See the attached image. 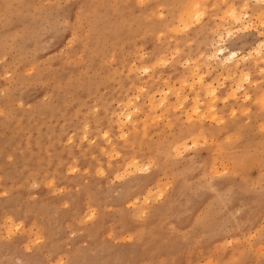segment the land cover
<instances>
[{"label":"rangeland","instance_id":"1","mask_svg":"<svg viewBox=\"0 0 264 264\" xmlns=\"http://www.w3.org/2000/svg\"><path fill=\"white\" fill-rule=\"evenodd\" d=\"M191 1L0 0V264H264L258 3L201 0L186 28Z\"/></svg>","mask_w":264,"mask_h":264},{"label":"bare ground","instance_id":"2","mask_svg":"<svg viewBox=\"0 0 264 264\" xmlns=\"http://www.w3.org/2000/svg\"><path fill=\"white\" fill-rule=\"evenodd\" d=\"M201 0H195V2H196V4H193L194 2L193 1H191L189 4L190 5H186L187 7H185L184 9L186 10V12L183 14L184 15V18H183V20H185V21H182V22H185V26H186V28L187 27H189L190 26V24H192V21H194L193 19H194V17H195V15L197 14L198 15V12H200L201 11V13H202V10H198L197 11V9L196 8H198V7H200V6H194L195 7V10H193L194 12L192 13V9L190 10L189 8H191L193 5H198L199 3L198 2H200ZM257 3H258V8H259V11H260V13L258 14L259 16H254L255 17V20H257L258 19V22H259V24L261 25L260 27H262V25H264V0H255ZM198 3V4H197ZM204 5V4H203ZM209 5V4H208ZM214 5H215V2H214ZM204 8V6L202 7V8H200V9H203ZM212 8H214L213 6H212ZM232 8V7H231ZM187 9H189V10H187ZM199 9V8H198ZM205 9H206V7H205ZM204 9V10H205ZM203 10V11H204ZM195 11H196V13H195ZM227 11V10H226ZM229 13H231L230 15H231V17L232 18H230V22H228V24L230 23L231 24V19H232V21L234 22V24L237 26V27H239V29L241 30V28L243 27V26H247V24H246V19L247 18H249L250 17V15H249V13L248 12H243V13H239L236 9H233L232 11H231V9H230V11H228ZM205 13H206V11H205ZM224 13V12H223ZM195 14V15H194ZM255 14V13H254ZM200 15V14H199ZM198 15V16H199ZM202 15V14H201ZM200 15V16H201ZM226 16L227 15H229L228 13H226L225 14ZM229 15V16H230ZM223 16V15H222ZM228 16V17H229ZM228 17H226V18H228ZM179 18V17H178ZM195 18H197V16L195 17ZM251 18V17H250ZM198 19H199V17H198ZM177 20V19H176ZM197 20V19H196ZM252 20V19H251ZM179 21H181L180 19H179ZM228 21H229V18H228ZM187 22V23H186ZM255 22H257V21H255ZM254 22V23H255ZM257 22V23H258ZM194 23V22H193ZM248 23V25H249V23L250 22H247ZM256 23V24H257ZM198 24V23H197ZM229 24V27L232 25H230ZM233 24V26H234V28H235V25ZM251 24V26H252V23H250ZM256 24H253V25H255L256 26ZM174 25V24H173ZM172 25V26H173ZM182 25H184V23L182 24ZM222 26V27H221ZM219 28L221 29L222 28V30H220L219 31V34H217V36L219 37V41H218V38H217V42L215 41V43H217V45H215V46H217V48L215 47L214 49H215V51L214 50H212V52H210L209 53V55H210V59H213L214 60V58H218L219 59V56L220 55H222V58H220V62H219V60H218V62L220 63V65L222 66L221 68H222V71L225 73V75H227L228 77L230 76V77H232V76H235V73H236V70L238 69V65H240L239 64V62H241V60H242V62H245V61H243V60H245V58L247 57L245 54H242L241 53V51L240 50H233V49H230V48H228L227 46L225 47V45L223 46V45H221V44H223V43H225L224 42V39L225 38H227V39H230V37H232V35H233V29H229L228 27L227 28H225L224 26H223V24L221 25ZM226 26V25H225ZM228 26V25H227ZM254 26V27H255ZM257 26H258V24H257ZM183 27V26H182ZM224 27V28H223ZM236 27V28H237ZM244 27V28H245ZM264 27V26H263ZM174 28V27H173ZM179 28H180V25H179ZM185 28V27H184ZM230 28H232V27H230ZM253 28V27H252ZM255 28H257V27H255ZM170 29H172V28H170ZM243 29V28H242ZM248 29H249V27H248ZM180 30V29H179ZM245 30V29H244ZM257 30V29H256ZM263 30V29H262ZM170 31V30H169ZM172 31V30H171ZM184 31H186V29L184 30ZM218 31V30H217ZM235 31V30H234ZM243 31V30H242ZM258 31V30H257ZM181 32V31H180ZM185 33V32H184ZM258 34H259V32H257ZM236 34V33H235ZM261 34H262V32H261ZM263 34H264V32H263ZM264 37V36H263ZM226 39V40H227ZM223 42V43H222ZM258 44V46L255 48V49H253V51H254V54H255V56H256V60H257V62L259 61V60H264V56H263V51H261V49H263L264 48V38L263 39H261V40H259V42L257 43ZM263 47V48H262ZM157 52H158V50H157ZM164 54V53H163ZM248 54V53H247ZM249 54H251V52H249ZM173 55V54H172ZM252 55V54H251ZM251 55H249V59L251 58L250 56ZM171 56V55H170ZM158 57H159V55H158ZM160 58V57H159ZM162 58V57H161ZM160 60V59H159ZM163 60V59H162ZM215 60H217V59H215ZM214 60V61H215ZM247 60H248V57H247ZM168 60H166V62H167ZM213 62V61H212ZM217 63V62H216ZM255 63V62H254ZM136 64V63H135ZM148 64V63H147ZM156 64H157V62H156ZM161 64V63H160ZM163 64H164V62H163ZM256 64V63H255ZM258 64V63H257ZM162 65V64H161ZM160 65V66H161ZM209 65H211V64H209ZM242 65V64H241ZM247 65V64H246ZM254 65V64H253ZM257 66V65H256ZM147 67V69H145L144 71L145 72H148L149 71V66H146ZM197 67V66H196ZM199 67V66H198ZM145 68V67H144ZM143 68V69H144ZM152 68V67H151ZM194 69H196V68H193V70ZM151 70V69H150ZM153 70V69H152ZM138 71V70H137ZM192 71V70H191ZM196 71H197V69H196ZM254 71V70H253ZM151 72V71H150ZM198 72V71H197ZM196 72V73H197ZM191 73H193V74H195V72H191ZM241 73V72H240ZM244 73V72H243ZM242 73V74H243ZM247 73V72H246ZM245 73V74H246ZM197 75V74H196ZM204 75V74H203ZM222 75V74H221ZM129 76V75H128ZM152 76V75H151ZM199 76V75H198ZM201 76H202V74H201ZM201 76H199L198 77V79L203 83V81H202V79H203V77H201ZM227 76H226V78H227ZM197 77V76H196ZM222 77V76H221ZM229 77V78H230ZM245 80L247 81V80H250V75L248 74V75H245ZM193 80V79H192ZM244 80V79H243ZM145 81V80H144ZM148 81V80H147ZM164 81V80H163ZM241 81V80H240ZM239 81V82H240ZM186 82V81H185ZM188 82V81H187ZM196 82H197V80H196ZM195 82V83H196ZM199 82V81H198ZM192 83V82H191ZM201 83V84H202ZM205 83V82H204ZM200 83H198V85H199ZM223 84V83H222ZM241 84V83H240ZM246 84V83H245ZM207 85H208V83H207ZM207 85L205 84L204 86H206L207 87ZM130 86V85H129ZM138 86V85H137ZM188 86V85H187ZM191 86H193L192 84H191ZM200 86V85H199ZM235 86H237V90H241V89H243L244 88V86L243 85H235ZM211 88H209L210 90H208L209 92H211L212 93V95H213V97L216 99V97L218 96L217 95V87H215L214 85H212V86H210ZM141 88V87H140ZM145 88V87H144ZM168 89V88H167ZM190 89V88H189ZM178 91V90H177ZM176 91V92H177ZM245 91V90H244ZM210 93V94H211ZM139 94V93H138ZM160 94V93H159ZM261 94H263V93H260V95ZM165 95V94H164ZM197 95V94H196ZM234 95V94H233ZM245 95H246V92H245ZM139 96V95H138ZM210 96V95H209ZM235 96H237L236 94H235ZM234 96V97H235ZM129 97V96H128ZM186 97V96H185ZM211 97V96H210ZM212 97V98H213ZM165 98V97H164ZM197 99L194 101V106H193V108L191 109L192 110V116L190 117V119L191 118H193L194 116L195 117H197V118H200V119H204L203 117L205 116H207V115H205V113H204V111H202V106H201V104H200V101H198V96L196 97ZM129 99V98H128ZM247 99H249V97L247 98ZM261 99H262V97H261ZM151 100V99H150ZM157 100V99H156ZM160 100H162V98L160 99ZM183 100L184 99H182V102H183ZM194 100V99H193ZM134 101V100H133ZM165 100L163 99L160 103L162 104V105H164L166 102H164ZM216 101V100H215ZM264 101V100H263ZM262 101V102H263ZM130 102H132V101H130ZM135 102V101H134ZM212 102V101H211ZM210 102V103H211ZM138 103V102H137ZM136 103V104H137ZM184 103V102H183ZM203 103V102H202ZM264 103V102H263ZM129 104V103H128ZM181 104V103H180ZM205 104V103H204ZM123 105H125L124 103H123ZM184 105V104H183ZM263 105V104H262ZM130 106V105H129ZM129 106H127L128 108H129ZM136 106V105H135ZM134 106V107H135ZM215 106V105H214ZM214 106L213 105H211V107L209 108V110H210V112L211 111H213V109H214ZM264 106V105H263ZM134 107H132L133 109H134ZM169 107V106H168ZM262 107V106H261ZM123 108V107H122ZM126 108V107H125ZM177 108V107H176ZM121 109V108H120ZM168 109V108H167ZM166 109V110H167ZM264 109V108H263ZM123 110H124V108H123ZM123 110H120L121 112L123 111ZM138 110V108H136V110L135 111H137ZM120 111L118 112V114L120 113ZM126 111V110H125ZM134 111V112H135ZM140 111V110H139ZM142 111V110H141ZM206 111H207V109H206ZM115 112V111H114ZM134 112L133 111H128V112H125L124 114H123V116H121V117H123V121L124 122H126V123H130V124H133L134 122H135V119H136V117H135V115H134ZM264 113V112H263ZM215 115H216V113H214ZM214 114H212V116L214 115ZM209 116V115H208ZM113 117V116H112ZM119 117H120V115H119ZM118 117V118H119ZM111 118V117H110ZM196 118V119H197ZM189 119V120H190ZM194 119V118H193ZM199 119V120H200ZM206 119V118H205ZM217 119V118H216ZM156 120V119H155ZM192 120V119H191ZM218 120H219V118H218ZM120 121H122V119L120 120ZM122 121V122H123ZM119 122V121H118ZM123 122V123H124ZM166 122V121H165ZM192 122V121H191ZM198 122V121H197ZM120 124H121V122H119ZM119 123H118V125H119ZM125 125V124H124ZM199 125V124H198ZM197 125V126H198ZM122 126V125H121ZM196 126V127H197ZM125 127V126H124ZM227 127V126H226ZM134 128V127H133ZM233 128V127H232ZM112 129V128H111ZM196 129V128H195ZM137 130V129H136ZM191 130V129H190ZM200 130H202V129H200ZM200 130H198V131H200ZM121 131V130H120ZM131 131V130H130ZM195 132V131H194ZM84 133V132H83ZM90 133V132H89ZM88 133V134H89ZM106 133H107V131H106ZM111 133V132H110ZM122 133V132H121ZM136 133V132H135ZM142 133V132H141ZM197 133V132H196ZM88 134H86V135H88ZM104 134V133H103ZM107 134H109V133H107ZM126 134V133H125ZM137 134H138V132H137ZM142 134H146V133H142ZM192 134V133H191ZM195 134V133H194ZM83 135V134H82ZM202 135H205V134H202ZM207 135V134H206ZM134 136V135H133ZM141 136V135H140ZM200 136V135H199ZM87 137V136H86ZM96 137H99V136H96ZM108 137V136H107ZM198 137V136H197ZM123 138V137H122ZM148 138V137H147ZM188 138V137H187ZM191 138V137H190ZM91 139V138H90ZM101 139V138H100ZM109 139V138H108ZM108 139H106V140H108ZM111 139V138H110ZM145 139V138H144ZM183 139V138H182ZM181 139V140H182ZM194 139V138H193ZM195 139H199V138H195ZM87 140V139H86ZM113 140V139H112ZM139 140V139H138ZM179 140V138L177 139V141ZM186 140V139H185ZM83 141V140H82ZM93 141V140H92ZM133 141V140H132ZM183 141V140H182ZM109 142H110V140H109ZM175 142V141H174ZM173 142V143H174ZM187 142V141H186ZM106 143V142H105ZM112 143V142H111ZM126 143V142H125ZM132 143V142H131ZM172 143V144H173ZM182 143V142H181ZM137 144V143H136ZM180 144V143H179ZM183 144V143H182ZM181 144V145H182ZM196 144H197V141L196 140H194L193 142H192V144H185V142H184V145L185 146H183L184 148H186L187 146H188V148L189 147H194V146H196ZM116 145V144H115ZM114 145V146H115ZM168 145H169V143H168ZM167 145V146H168ZM180 145V146H181ZM132 146V145H131ZM121 147V146H120ZM119 147V148H120ZM170 147V146H169ZM92 148V147H91ZM176 148H179V147H176ZM114 149V148H113ZM127 149V148H126ZM133 149V148H132ZM122 150V149H121ZM120 150V151H121ZM176 151V150H175ZM105 152V151H104ZM107 152V151H106ZM117 151H114L113 150V153H116ZM109 153V152H108ZM112 152L110 153V154H113ZM184 153V152H183ZM102 154V153H101ZM160 154V153H159ZM106 155H107V153H106ZM108 156V155H107ZM124 156H125V154H124ZM128 156V155H127ZM132 156V155H131ZM114 158V157H113ZM115 158H117V157H115ZM127 158V157H126ZM118 159V158H117ZM125 159V158H124ZM173 159V158H172ZM171 159V160H172ZM170 160V159H169ZM112 161V160H111ZM128 163V162H127ZM130 163V162H129ZM112 164V163H111ZM173 164H174V162H173ZM2 165V164H1ZM108 165H110V164H108ZM119 165H121V164H119ZM143 165V164H142ZM117 166V165H116ZM69 167V166H68ZM72 167V166H71ZM70 167V168H71ZM74 167V166H73ZM74 168H76V167H74ZM106 168V167H105ZM117 168V167H116ZM115 168V169H116ZM133 168L135 169V170H143L144 169V167H142L141 166V164L138 162V161H136V162H134V164H133ZM68 169V168H67ZM100 168H98V170H99ZM102 169V168H101ZM100 169V170H101ZM125 169H126V166H125ZM125 169H124V171H125ZM130 169V168H129ZM99 170V171H100ZM118 170V169H117ZM149 170V169H148ZM69 171V170H68ZM134 171V170H133ZM145 171V170H144ZM74 172V171H73ZM103 172V171H102ZM128 172V171H127ZM135 172H137V171H135ZM118 173V172H117ZM121 173L123 174V172L121 171ZM130 173V172H129ZM115 176V175H114ZM118 176V175H117ZM121 175L119 174V177H120ZM123 176H125V175H122V177ZM165 185V184H164ZM166 188V187H165ZM164 188V189H165ZM147 191H148V188H147ZM150 192H151V190H150ZM161 192V191H160ZM160 192H157V193H160ZM161 193H163V190H162V192ZM143 194V193H142ZM151 194V193H150ZM139 195V194H138ZM161 194H158V195H156V196H160ZM136 198V197H135ZM134 198V199H135ZM144 198V197H143ZM147 198V197H146ZM134 199H132V200H134ZM138 199V198H137ZM132 200H130L132 203H133V201ZM146 201H147V199H146ZM129 203V202H128ZM134 204V203H133ZM143 207V206H142ZM135 209V208H134ZM141 210V212H143L142 210H143V208H141L140 209ZM140 210H139V212H140ZM145 210H147V209H144V211ZM138 212V213H139ZM90 213V212H89ZM89 213H86V215L87 214H89ZM92 213V212H91ZM137 213V215L139 216V214ZM140 214H142L143 215V213H140ZM85 215V214H84ZM90 215V214H89ZM86 218H87V216H85ZM84 217V218H85ZM89 217V216H88ZM92 217V216H91ZM94 217V216H93ZM141 217V216H140ZM94 219V218H93ZM92 220V219H91ZM12 223V222H11ZM10 226H11V224H9ZM13 225V224H12ZM14 226H16V224L14 225ZM18 226V225H17ZM10 228H12V227H10ZM8 229V228H7ZM15 229V228H14ZM17 229H19L18 227H17ZM10 230V229H9ZM9 233V232H8ZM11 233V232H10ZM243 254V253H242ZM235 260V259H234ZM211 261V260H210ZM214 263V262H213ZM212 264V263H211Z\"/></svg>","mask_w":264,"mask_h":264}]
</instances>
